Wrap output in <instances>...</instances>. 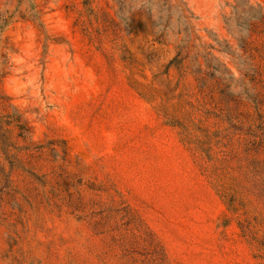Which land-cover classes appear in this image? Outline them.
<instances>
[{
  "label": "rangeland",
  "instance_id": "374dc122",
  "mask_svg": "<svg viewBox=\"0 0 264 264\" xmlns=\"http://www.w3.org/2000/svg\"><path fill=\"white\" fill-rule=\"evenodd\" d=\"M0 264H264V0H0Z\"/></svg>",
  "mask_w": 264,
  "mask_h": 264
},
{
  "label": "trees",
  "instance_id": "16d2710c",
  "mask_svg": "<svg viewBox=\"0 0 264 264\" xmlns=\"http://www.w3.org/2000/svg\"><path fill=\"white\" fill-rule=\"evenodd\" d=\"M262 17V20H263V16H261Z\"/></svg>",
  "mask_w": 264,
  "mask_h": 264
}]
</instances>
